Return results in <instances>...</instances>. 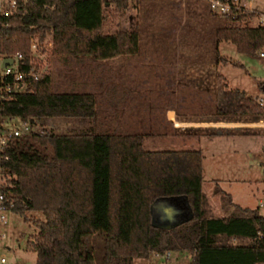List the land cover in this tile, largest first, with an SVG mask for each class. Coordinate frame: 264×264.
<instances>
[{"label": "trees", "instance_id": "16d2710c", "mask_svg": "<svg viewBox=\"0 0 264 264\" xmlns=\"http://www.w3.org/2000/svg\"><path fill=\"white\" fill-rule=\"evenodd\" d=\"M132 2L138 7L144 3L146 15L152 9L149 4L145 8L147 0H29L12 16L4 50L24 51L29 63L32 38L41 41L52 34L53 51L61 54L107 60L137 53L139 24L103 30L110 15L125 17ZM211 17L212 42L200 47L218 62L229 59L219 50L222 40L246 54L264 47V26L253 23L254 12L211 10ZM15 89L2 113L33 126L6 150L14 177L9 208L22 215H45L31 219L38 232L28 248L37 252L36 264H97V259L99 264H134L137 258L176 251L191 253L183 264H264V214L259 208L242 207L227 193L226 215H208L201 148L149 149L145 133L98 123L95 92L54 89L49 70L39 79L17 82ZM225 97L236 113L255 119L264 114L245 90L231 88ZM72 117L84 124L56 129L57 121ZM174 196L187 197L191 217L170 228L158 225L154 203Z\"/></svg>", "mask_w": 264, "mask_h": 264}, {"label": "rangeland", "instance_id": "374dc122", "mask_svg": "<svg viewBox=\"0 0 264 264\" xmlns=\"http://www.w3.org/2000/svg\"><path fill=\"white\" fill-rule=\"evenodd\" d=\"M134 4L125 17L110 15L103 27L104 31H116L139 24V52L120 55L119 60L57 53L52 34L41 41L33 37L39 42V63L53 75L54 89L95 92L97 122L145 133L149 149L201 148L208 215L223 214L227 193L242 207L259 208L263 213L259 198L264 196V126L252 114L232 111L225 92L240 88L250 96H264V58L238 51L229 40L219 43L227 61L218 62L206 54L200 46L211 44L214 26L208 0H147L145 8L148 4L152 8L147 15L144 3L139 7ZM254 4L263 8L264 0ZM142 62L145 68L139 64ZM181 118L194 126L176 127ZM219 119L236 120L241 126L214 127L212 122ZM22 123L19 116L6 121L8 126ZM83 124L79 118H62L56 129ZM188 204L182 196L158 199L153 205L156 221L163 220L162 205L172 211L167 215L171 221L186 219ZM7 214L8 224L1 228L0 257L6 264H36L38 254L28 248L38 232L31 219H45V215L40 211ZM180 252L170 257L137 258L134 264H183L191 259L188 251Z\"/></svg>", "mask_w": 264, "mask_h": 264}, {"label": "built area", "instance_id": "2783aa9c", "mask_svg": "<svg viewBox=\"0 0 264 264\" xmlns=\"http://www.w3.org/2000/svg\"><path fill=\"white\" fill-rule=\"evenodd\" d=\"M29 0H0V242L4 236L1 228L8 224V211L10 210V187L13 176L9 173L6 161L10 158L6 153L7 148L17 136L27 133L32 128V123L23 120L21 126H8L7 119L2 113V106L6 98L14 92L15 84L30 78L39 79L47 71V66L36 63L39 52V42L32 38L30 43V61L22 50L7 52L4 50L5 30L11 26V18L18 12L20 7ZM255 0H208L209 7L217 14H233L237 10L251 11L255 13L253 23L264 26V7L254 4ZM258 54L264 58V47ZM12 58V62H6V58ZM28 64V65H27ZM264 84V81L262 82ZM255 101L264 109V96L254 97ZM258 124L264 126V114L259 118ZM260 206L264 210V198ZM264 214V212H263ZM170 252L166 255L170 257ZM159 256L158 254H155ZM6 259L0 257V264H6Z\"/></svg>", "mask_w": 264, "mask_h": 264}, {"label": "crops", "instance_id": "0c3cea01", "mask_svg": "<svg viewBox=\"0 0 264 264\" xmlns=\"http://www.w3.org/2000/svg\"><path fill=\"white\" fill-rule=\"evenodd\" d=\"M114 59H121L120 58V56H116V57H113ZM129 58V57H128ZM120 65H122L123 63H119ZM140 64V66L142 67V68H145V65H144V63L142 62V63H139ZM143 71H145V69H142V72ZM192 79V78H191ZM213 124V126L214 127H219V126H223V127H227V126H241V122H238V121H236V120H215V121H213L212 122ZM187 126H194V125H191L189 122H188V120H186V119H182L181 118V120H180V122H177V126L176 127H182V128H184V127H187ZM146 138V137H145ZM144 144H146L145 143V139H144ZM189 148V147H188ZM178 149V148H177ZM231 194V193H230ZM263 194H264V192H263ZM232 195V194H231ZM182 198H184V200L185 201H187V203H188V200H187V197H185V196H182ZM264 198V196L262 197V198H259L260 200L261 199H263ZM234 201V200H233ZM237 204V203H236ZM164 205V204H163ZM163 205H162V209H163V212H162V216H163V218H161V219H163V220H161L162 222L161 223H158L157 221H156V218H155V213H154V220H155V222L158 224V225H160V226H167V225H173V224H175V223H177V222H180V221H182V220H175V221H171L169 218H167L168 216V214L169 213H171L172 211H170V210H167V208H163ZM238 205H240V204H238ZM241 206V205H240ZM225 210V209H224ZM188 214V216H187V218L186 219H188L189 217H191V215H192V209H191V207H190V205L188 204V212H187ZM226 213H227V211L225 210V211H223V214H221V215H215V216H225L226 215ZM183 220H185V219H183ZM170 253H175V252H170ZM180 253H188L187 251H183V252H180ZM155 255V254H154ZM156 256V255H155ZM170 256H171V254H170ZM156 257H158V256H156Z\"/></svg>", "mask_w": 264, "mask_h": 264}, {"label": "water", "instance_id": "95a60500", "mask_svg": "<svg viewBox=\"0 0 264 264\" xmlns=\"http://www.w3.org/2000/svg\"><path fill=\"white\" fill-rule=\"evenodd\" d=\"M6 62H12V58H11V57L6 58ZM263 89H264V84H263ZM171 226H172V225H167V226H165V227L170 228Z\"/></svg>", "mask_w": 264, "mask_h": 264}]
</instances>
